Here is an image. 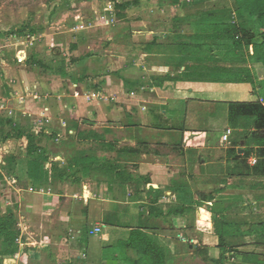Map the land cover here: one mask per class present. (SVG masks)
Wrapping results in <instances>:
<instances>
[{"label":"crops","instance_id":"crops-1","mask_svg":"<svg viewBox=\"0 0 264 264\" xmlns=\"http://www.w3.org/2000/svg\"><path fill=\"white\" fill-rule=\"evenodd\" d=\"M147 3L150 4L149 1ZM143 4L141 0L136 7L140 8ZM157 7L156 10L166 8L160 0ZM171 11L176 14V9L171 8ZM183 12L178 17L168 15L171 21L167 22L153 18V25L148 22V17L128 23L130 26L142 24L149 27L144 32L132 34L130 28H127L119 36L114 33L110 35L112 41L115 37L116 42L129 40L126 45H130L132 53L140 46L139 65L132 64V53L118 56V53H122L119 50H108L115 41L108 42L110 39L106 37L108 48L102 54L106 62L109 61L108 68L102 69L101 73H87L90 76L87 79L73 73V79L79 77L81 83L60 77V83L53 91L56 93L53 97L62 100L63 104L60 105L57 100L58 112L65 107L66 110L81 113L83 117L94 115V124L104 129V137L95 138L96 141L77 140L86 146L76 152L77 156L78 153H85L91 158L92 165L75 168V153L62 166V180L49 184L50 189L45 193L32 195V214L37 213V217L40 213H46L48 217L55 216L53 222L50 218L48 220L52 222V227H59L61 233L55 246V253L58 254L54 257V251L50 252L49 249L51 246L39 245L44 242L39 229H50L51 225H42L37 219L34 227L36 233L31 234L40 238L39 244L36 243L39 246L35 248H45L48 254V260L43 264H83L76 260L79 259L77 254L81 241L86 235L91 236L90 230L98 225L103 231L93 237H102L101 246L98 251H93V261L87 255L89 264H96V261L106 264L102 259L104 245L113 248L119 241L126 244L128 256L133 264H137V252L128 243L138 226L149 227L144 231L165 250L168 264H183V255L194 256L196 252L205 258L219 259L220 238L209 231L211 228L214 231L213 218H218L224 224L225 217L231 215L240 221L234 226L241 234L232 243H248L249 237H242V234L252 233L250 237H254V246L244 245L239 251L255 254L252 264H264V190L260 185L264 183V178L247 174L245 163L230 155L231 149H236L239 155L241 149L245 150L242 139L236 146L232 143L236 138L235 132L229 138L230 143L223 141L231 129L228 125V104L258 101L259 92L257 94L254 85L249 83L208 82L197 79V75L187 71L192 64L180 62L178 45L181 40H192L196 27L193 24L195 18H186V11ZM181 19L185 22H181ZM166 23L170 24V30L161 31V26ZM184 25H189L190 29L186 32L178 30L180 26L186 27ZM74 44L78 47L77 42ZM109 73L122 82L108 85L106 81L103 92L113 96L112 101L103 104L96 102L91 110L83 97L75 98L65 94L72 87L88 88L87 81L99 84L102 78L105 79L103 75ZM124 87L127 90L124 91ZM63 97L67 100H63ZM51 104L49 101L44 102L45 107ZM58 115L62 118L63 114ZM99 130L84 127L80 133ZM52 136L45 135V139ZM46 146L43 148L50 154L52 146L49 145V149ZM23 151L27 152L25 147ZM55 156L50 159L56 163ZM72 167L80 170L77 175L71 170ZM204 211L207 216L213 215L212 219L206 217L205 223L201 221ZM249 214L255 218L253 224L248 222ZM201 222L204 229L198 235L202 240L198 251L197 245L189 244V239H198L193 233L197 223ZM225 231L223 226L220 227V232ZM92 246L90 242L87 249L89 253ZM211 253L215 257L210 256ZM17 255L19 253L3 260L9 259L8 264H19ZM230 256L231 252H228L226 257L229 260ZM239 260L240 264H248L241 256Z\"/></svg>","mask_w":264,"mask_h":264},{"label":"rangeland","instance_id":"rangeland-1","mask_svg":"<svg viewBox=\"0 0 264 264\" xmlns=\"http://www.w3.org/2000/svg\"><path fill=\"white\" fill-rule=\"evenodd\" d=\"M126 1L133 0H0V108L4 107L2 109L3 115L0 119L5 122L10 119L17 123L27 124V118L30 117V127L34 135L38 136L37 142L41 147L46 146L45 144L48 143L52 146L51 150H53L50 151V155H57V157L55 156V161L60 169H62V166L68 162L77 151L81 150V147L82 149L86 148V146H82L83 144L77 141L79 140V133L82 131V128L94 127L100 129V132L95 131V133L103 137L104 129L98 124H94L96 118L92 114L86 117L84 116V118L81 113L77 114L72 109L66 110L65 107L63 111L58 112L56 106H58V101L61 100L53 97L56 96V93L53 91L57 89L56 87L58 86L56 85H59L58 83H60L61 76L48 69V67H58L59 60L63 58L66 59L67 64L76 61L73 63L76 72H72V74H79L80 78L87 79V77H90L87 76V73H101L102 69H105V67L108 68L109 61L106 62V58H104L102 54L103 51L108 48L106 46L108 42L115 41V45L112 44L110 46L111 48L108 50H119L122 53H118V56L132 53L133 49L129 48L130 45H126L129 40L122 39L116 42L115 37L112 41L110 39L112 33L119 36V34L125 33L127 28H130L132 34L140 31L144 32L149 29V27L146 28L147 26H143L142 24H133L135 26H130L128 23L139 21V19L144 17H148V22H151L153 18H157L158 21L167 22L171 21V18L167 17L168 15H172V17L176 15L178 17V15L184 13V9L180 4L168 3L171 0H168V2H162L160 0L161 5L166 7L163 9H161V7V10H156L158 8V0L155 2H153V0H143L144 4L143 6L140 5V8L135 6L130 8L129 12H124L123 14L125 17L123 19H120L116 15L119 13L117 9L114 12L115 14L111 15L108 10L113 7L111 3ZM147 1H149L150 4H148ZM171 8L176 9V14L172 13ZM189 25H184L186 27L180 26L181 28L178 30L186 32L190 29L188 27ZM138 26L139 28H136ZM22 27H30L35 33H32V31L28 29L26 33L22 32V37L16 36L14 32L17 30L20 31ZM161 27L163 28L160 29L161 31H167L171 28L168 23ZM163 33L164 32H162V34ZM106 37H108V40L110 39L108 42ZM76 42L78 44L77 49H71ZM138 48H140V46H137V49L135 48L136 51L132 53V64L136 63L139 65V63H141L139 61L141 57V48ZM250 52L251 51H247L245 55L248 56ZM88 55L92 56L87 57ZM32 56L35 58L31 59ZM81 58L82 60H80ZM110 59L112 60L113 58ZM250 67L258 82H256L255 85H264V69L262 66L251 63ZM135 68H137L136 65ZM103 76L105 79L102 78L99 84L94 81H87L86 85H88V88L77 89L80 95L84 96V99H87L85 96L94 93L101 94L102 97H108L107 100L97 101V103L100 104L107 103L109 100L112 101L113 96L103 92L104 88H106V81H108V85L112 82V85L121 84L122 82L115 78L112 73ZM108 77L109 79L107 80ZM67 78L71 81H76L73 77ZM65 89L66 88L62 90L64 91ZM125 90H127V88L124 87V91ZM70 91L71 89L67 90V95L72 96ZM259 91L262 95L264 94V90L261 89V87ZM65 99L67 100L66 97H63V100ZM68 99H70V97ZM260 100L262 102V98ZM43 101H49L52 104L45 107ZM59 103L63 106L61 102ZM95 103L96 102H87L91 110L95 107L93 106ZM34 106L36 111L34 110ZM105 110L109 112V109L106 108ZM58 113L63 114L62 118H59ZM64 130L67 131L64 133ZM9 132L10 127L8 125H5L4 129H0V158H2L0 159V219L10 218V220L16 223V229L20 232L17 239V244L19 246V251L17 252V254L19 253V255H17V257L19 256V264H43L48 260V254L45 252V248H43L44 250L38 249L41 250L38 251L35 247L39 245L40 247L51 246L49 248L50 252L54 251L53 255L56 257L55 255L58 254L55 253V246H57L56 240H58L61 233L59 227H52L53 217L55 216L48 217L46 213H40V216L37 217V213L34 215L32 214L30 207L33 202L34 194L37 192L45 193L50 186L42 183L34 184L28 179L26 175V159L29 158L28 153L23 151L24 144L14 138H9L5 143L2 142ZM50 134H53L52 138L45 139V135L48 136ZM91 141L96 140L92 139ZM230 142L229 140L225 143ZM49 145L46 146V148L49 149ZM244 148L246 150V146H244ZM11 150L14 151L12 153H14L17 163L18 161L20 163V166L16 164L17 167L15 166L14 172H11L6 166L7 160L11 155ZM245 150L241 149V155L244 154ZM112 156L115 157L114 155ZM66 183H69V181L66 180ZM202 214L201 219H205L206 217L213 218V215L207 216L206 212L205 214L202 212ZM49 218L52 222H49ZM37 219L42 225H51L49 226L50 229H39V234L42 235L41 238H44V242L40 241L42 242L40 244L38 243L40 238L31 234L32 232L36 233L34 227L37 225ZM226 220L227 223H225V225L220 220L219 227L223 226L225 228V233L227 234L226 239L232 242L236 237L239 238L241 236L234 226V224L240 221L232 215L225 217L224 222ZM254 220V216L249 214L248 222L253 224ZM197 224L198 226L193 236L198 237V239H189L191 242L189 244L197 245L199 251L201 249L200 244H202V240H200L201 238L198 235L202 234L204 225L202 222ZM44 230H48L49 232ZM242 235V237L248 236L249 239L247 241L249 242L240 244H237V242L233 243V245H230L232 249L235 248L234 245H240L241 247H243V245L254 246V237H250L251 235L247 233H243ZM99 237L86 235L81 241V247L78 249L77 254L79 259L76 258V260L84 262L83 264H89L87 260V255H89V260L93 261V251H98L101 246L102 237ZM46 240L47 243L45 242ZM90 242L93 243V246L89 253L87 249ZM36 243L39 245H36ZM128 245L135 249L131 240ZM103 251L104 255L102 259L106 261V264H133L128 256V248L126 244L123 245L122 241H119L117 245L115 244L113 248L104 245ZM232 251H230V260L228 259L229 256L226 257L223 264H240V255L235 256L236 259H232L234 258L233 255L236 253L235 250ZM136 252V256L139 258L138 256H141L142 252L138 250H136ZM115 253H117V256H115ZM196 253L194 256L183 255V264H216L214 260L217 259H211L208 256L205 258L204 255L198 252ZM211 255H213V253H211L210 256ZM74 257H76V255ZM3 259L4 257L0 254V264L9 263V261H7L9 259ZM13 260L15 261V259ZM69 261H71V259ZM230 261H234L235 263H231ZM96 264L99 263L96 261Z\"/></svg>","mask_w":264,"mask_h":264},{"label":"trees","instance_id":"trees-1","mask_svg":"<svg viewBox=\"0 0 264 264\" xmlns=\"http://www.w3.org/2000/svg\"><path fill=\"white\" fill-rule=\"evenodd\" d=\"M168 2V0H161ZM168 3L180 4L186 11V18H195L196 34L190 41H182L178 45L180 48V62L191 63L192 66L187 71L197 75V79L215 83H249L254 85L256 93L259 92V99L255 102H231L228 104V125L235 132L234 146L243 141L246 151L239 155L236 149L230 150V155L238 161L245 163L247 174L259 175L264 178V94L259 91L264 90V85H255L256 77L250 67L251 63L259 64L264 69V0H171ZM139 0L116 2V14L123 19V14L128 9L138 6ZM185 20L181 19V22ZM32 31L30 27H22L14 32L16 36L22 37L26 30ZM23 32V33H22ZM73 50L77 49L73 45ZM251 51L246 56L245 53ZM35 58L34 56L31 57ZM75 62L67 64L65 58L59 60L58 67L48 69L60 74L61 78L72 77L75 71ZM80 81L78 78H74ZM28 123H17L13 120L7 122L0 119V129L5 125L10 127V132L2 141L5 143L9 138L19 140L24 144L28 153L26 159L27 177L34 184H54L56 180H62V170L58 168L54 161H51L50 154L37 142V135H34L30 127L31 118H27ZM102 139L103 136L90 131L79 133V139ZM10 158L7 160V167L11 172L15 171L16 164L20 163L14 156V151H10ZM257 158L256 165L249 163L250 158ZM74 165L78 168L90 167L91 158L85 153L75 154ZM25 162V161H22ZM94 162V166H95ZM51 165V166H50ZM17 167V166H16ZM49 168V169H48ZM46 169V170H45ZM77 175L80 171L71 168ZM264 190V183L260 184ZM206 222L205 219H201ZM213 229L210 234H216L220 238L219 247L221 249L220 258L214 260L217 264H223L227 253L235 250L234 257L240 255L245 263H253L255 254H243L239 251L240 245L230 247L232 242L227 241L226 233L220 232L219 220L213 218ZM108 222V219H107ZM209 222L208 224H210ZM227 223V220L224 222ZM16 223L10 218L0 219V242L1 256L12 257L19 251L17 244L20 232L16 229ZM149 227L138 226L131 234V241L134 248L141 251L142 255L137 260V264H168L165 250L159 246L152 237L144 230ZM252 234V233H247ZM264 235V232L262 233ZM244 246V245H243ZM233 252V251H232Z\"/></svg>","mask_w":264,"mask_h":264},{"label":"built area","instance_id":"built-area-1","mask_svg":"<svg viewBox=\"0 0 264 264\" xmlns=\"http://www.w3.org/2000/svg\"><path fill=\"white\" fill-rule=\"evenodd\" d=\"M188 1H190V0H188ZM111 5H112L113 7H111V8L108 9V10H109V12H110L111 14H115L114 12L116 11V3H115V2H114V3H111ZM78 89H79V88H78ZM70 93H71V95H72L73 97H75V98H82V97H84V96H81L80 93L78 92V90L75 89V88H73V90H71ZM65 94H67V93H65ZM85 98H87V99H86L87 102H97V101H99V100H101V101L107 100L108 97H102L101 94L94 93V94H91V95L85 96ZM60 102H62V100H61ZM3 108H4V107H1V108H0V118H1V116L3 115V111H2ZM231 134H232V130L229 129V130L227 131V133L225 134V136L223 137V141L228 142V141H229V138H230V136H231ZM0 159H2V158H0ZM249 161H250L249 163H250L252 166H254V165H256V163H257V158H255V157H254V158H251ZM102 231H103V228H102L101 226L98 225V226H95L94 228H92V229L90 230L89 235H91V236H96V235H99L100 233H102ZM232 259H233V258H232Z\"/></svg>","mask_w":264,"mask_h":264}]
</instances>
